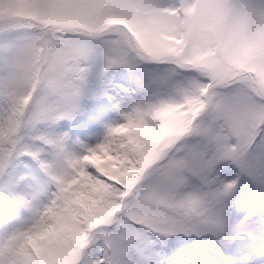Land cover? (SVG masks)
<instances>
[{
	"label": "snow or ice",
	"instance_id": "1",
	"mask_svg": "<svg viewBox=\"0 0 264 264\" xmlns=\"http://www.w3.org/2000/svg\"><path fill=\"white\" fill-rule=\"evenodd\" d=\"M0 264H264V0H0Z\"/></svg>",
	"mask_w": 264,
	"mask_h": 264
}]
</instances>
